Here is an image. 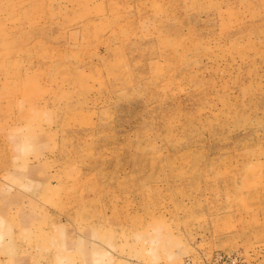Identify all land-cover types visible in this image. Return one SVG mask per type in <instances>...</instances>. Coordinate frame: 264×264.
<instances>
[{"label":"rangeland","instance_id":"1","mask_svg":"<svg viewBox=\"0 0 264 264\" xmlns=\"http://www.w3.org/2000/svg\"><path fill=\"white\" fill-rule=\"evenodd\" d=\"M0 264H264V0H0Z\"/></svg>","mask_w":264,"mask_h":264}]
</instances>
